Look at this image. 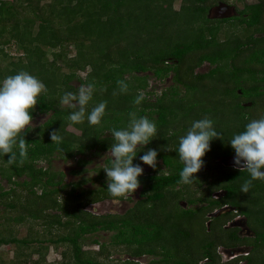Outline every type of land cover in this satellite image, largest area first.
Masks as SVG:
<instances>
[{
    "label": "trees",
    "instance_id": "16d2710c",
    "mask_svg": "<svg viewBox=\"0 0 264 264\" xmlns=\"http://www.w3.org/2000/svg\"><path fill=\"white\" fill-rule=\"evenodd\" d=\"M175 1H180L177 10L173 9ZM209 1L0 0V57H9L3 46L11 43L21 53L17 61H8L7 66L0 68V81L20 71L38 78L46 86L47 93L38 98L31 115L34 119L39 114H49L42 124L29 127L24 133L29 147L23 165H8L9 157L0 155V177L21 187L25 193L21 203H6L14 216L0 215V246L26 245L32 241L55 246L68 243L73 250L71 264H140L136 260L144 256L152 257L147 264H232L222 262L217 248H233L250 241L253 250L247 264H264V181L254 180L249 192L242 193L241 187L250 179L249 173L217 162L225 151V156L235 154L231 145L228 150L225 146L224 131L215 128L222 140L211 141L210 151L203 157L206 187L201 193L183 197L180 189L174 190L183 185L179 176L183 168L178 156L179 138L186 134L193 121L204 117L212 119L210 109L224 104L231 106L237 123L233 122L236 134L243 132L251 120L264 118V66L261 68L259 64L257 46V43L262 45L264 37H251L245 42L225 29L213 26V21L207 17ZM147 3L157 4L167 13H179L180 18L183 17L181 25L191 28L184 43L177 41L180 34L172 31L176 37L165 32L158 36L161 47L148 48L145 37L128 32L129 27H138L140 33L148 32L146 26L152 16L147 14L144 19L145 9H142ZM134 12L142 13L134 15ZM260 15V9L255 7L250 24L264 34V27H259ZM164 18L168 23L169 17L165 15L160 22L163 23ZM220 31H223V39L218 37ZM95 40L99 44L103 40L106 48L102 49ZM252 43L244 48L245 44ZM70 46L75 51L72 57L68 56ZM203 63H208L211 69L204 74L195 72V68ZM87 68L89 71L85 76H80ZM148 73L157 80L170 78L172 84L152 100L145 97L140 105H135V98L147 87ZM121 80L128 84L127 93L113 95L119 91L117 81ZM213 80L217 86L211 84L212 94L205 96L203 90ZM89 82L95 83L96 91L88 111L101 101H107V107L100 125L90 126L87 118L83 123L72 125L80 132L77 135L66 131L71 110L61 106L60 99L65 92L75 93L81 84ZM216 91H220L218 97ZM130 112H135L137 117L146 116L157 128L153 140L143 149H137L134 165L141 161L140 157L146 151L153 149L158 153L157 161L162 162L166 171L138 178L144 188L142 195L146 197L123 215L96 217L83 210V217H80L75 210L70 213L64 206L67 199L80 202L83 198L80 205L84 206L100 199L99 191L108 193L107 186L102 182L100 189L74 194L81 181L64 183V174L51 166L52 158L58 156L66 161L75 153L108 151L114 143L112 129L126 128ZM53 131H59L63 137L61 144L52 143L50 133ZM110 161L111 157L106 158V166H110ZM39 162H45L47 166H38ZM78 163L84 165L86 161L83 158ZM103 169L96 168L97 180H107ZM21 176H24L21 183L15 180ZM196 179V184L201 186L199 178ZM218 191L224 194L214 199L212 194ZM63 192L66 194L64 204L59 205L55 196ZM6 194L8 191L0 196ZM180 200H186L190 207L181 208ZM225 205L233 207L237 213L208 217ZM46 210L63 211L68 219L61 222L59 215L46 214ZM236 214L245 217L247 226L254 233L252 238H241L236 228L225 227L226 221ZM27 219L42 220L48 230L60 224L72 227V235L56 240L18 239L14 229ZM99 231L112 232L109 247L122 248L135 261L130 257L111 260L109 252L105 258L98 259L106 244L97 239L92 243L100 244V249L93 251V255H90L92 251H83L82 255L79 240ZM47 249V246L45 251L33 249L27 257L31 259L32 254H37L38 259L32 263L41 264ZM0 264L3 263L0 261Z\"/></svg>",
    "mask_w": 264,
    "mask_h": 264
},
{
    "label": "clouds",
    "instance_id": "9594fccd",
    "mask_svg": "<svg viewBox=\"0 0 264 264\" xmlns=\"http://www.w3.org/2000/svg\"><path fill=\"white\" fill-rule=\"evenodd\" d=\"M117 85L119 91L114 92L113 95L127 93L126 82L117 81ZM95 91V83L89 82L81 84L77 92H65L61 97V106L71 110L67 117L70 121L69 127L83 123L85 118L90 126L101 124L107 101L99 102L88 111V105ZM46 93V86L26 71H20L0 81V155L9 157L6 161L8 165L17 163L23 165L27 159L29 143L25 140L24 133L29 127H34L31 113L38 104V98ZM144 98L142 93L137 95L134 104L140 105ZM156 133L155 122L150 121L146 116L137 117L135 112L129 113V123L126 128L112 129L114 143L111 144L106 155L111 157L110 166H105L103 171L107 176V191L117 201L119 198L127 199L132 196L140 187L138 178L143 175L144 169L139 164L134 165L133 161L137 156V149H143L148 145ZM50 139L57 145L63 142L59 131L51 132ZM214 139L222 140L221 134L215 130L213 120L208 117L193 121L186 134L179 138L178 156L183 164L179 173L180 183L191 184L197 180L196 174L204 166L203 157L210 151V143ZM229 143L235 152L236 170L247 171L250 175V179L241 187L242 193L247 194L254 180L264 181V118L251 120L245 130L234 135ZM157 156L156 150L149 149L140 160L144 165L155 169ZM237 248L218 252L219 255L224 254L222 262L248 255V250L244 254L231 255L230 251Z\"/></svg>",
    "mask_w": 264,
    "mask_h": 264
},
{
    "label": "rangeland",
    "instance_id": "374dc122",
    "mask_svg": "<svg viewBox=\"0 0 264 264\" xmlns=\"http://www.w3.org/2000/svg\"><path fill=\"white\" fill-rule=\"evenodd\" d=\"M10 1V0H9ZM145 3L143 2V5ZM209 4V3H208ZM180 6V1H175L173 4V9L177 10ZM145 13H144V19L147 18V14L151 17V20L149 21L150 23L147 24L146 26V31L145 33H140V31H138V27H129V33L133 34V36L136 35L137 36H142L145 37V39L147 40L148 43V48H154V46L156 48H158V45L161 47V44H158V36H162L166 33H169L171 35H173L174 37H176V33L180 34V37L178 38L177 41H180L182 43H184V41L188 38V32H191V28L190 27H186L187 25L183 24L181 25V23L183 22V20H181V18L183 19V17L180 18V14L179 13H170L167 11H165L163 9V7L158 6L157 4H152V3H147L144 8H142ZM142 12H134V15H141ZM168 16L169 17V21L167 23V21H164L163 23H161L160 21L162 20L163 16ZM138 17V16H136ZM208 17V15H207ZM165 22V23H164ZM151 27V28H150ZM194 28V27H192ZM224 29V28H223ZM227 29H225L226 31ZM172 31H175L176 33H173ZM172 32V33H171ZM228 34L232 33V35L234 36H238L239 38H243L244 34L243 31L240 28H234L232 30H228L226 31ZM145 34V35H144ZM243 35V36H242ZM262 35V34H261ZM259 36V34L257 35ZM219 39H223V31H220L219 35H218ZM96 44L100 45V47L102 49H105L106 46L103 43L102 40V44H99V41H96ZM122 43H124V41H122ZM140 44V41L137 40V45ZM104 46V47H103ZM4 51L9 55L8 58H4L3 56L0 57V68H4L5 66L8 65V61H17V59H19V57L21 56V53L19 51L16 50V46L14 45V43H11L10 45L7 46H3ZM75 51L73 46L68 47V56L72 57L74 55ZM211 69V66L208 65V63H203L201 66L196 67L195 68V72L197 73H206ZM89 71V68L86 69V71L83 73H80V76H85L86 72ZM140 75V74H138ZM142 75V74H141ZM148 78H147V87L142 94L144 95V97H146L147 100H152L153 98H155L156 96H159L164 90L167 89V87L169 85L172 84L171 79L167 78L164 80H157L155 79L150 73H148ZM246 76V75H245ZM211 84L213 87L217 86V84L215 83V81H211L208 82L207 84V88L206 90H203L205 92V96L211 93ZM76 85V84H75ZM220 91H216L215 92V96H219ZM203 92L199 95V97H202ZM209 114H213L212 120L214 122V128L219 129L221 131H224L225 133V146L227 145V150L230 148V143L229 141L233 138L234 135H236V121H235V117H233V114L231 112V106H229L228 104H224L222 106H217L216 108H211L210 109V113ZM49 117V114H39L37 116L34 117L33 119V125H39L42 124L47 118ZM236 124H234V123ZM66 131L69 132H73L77 135H79V131L77 129H75L74 127H67ZM222 146V148H225L224 145L220 144ZM108 153V151L106 152H99V151H95V150H90L87 151L84 155H81L79 153H75L73 155L72 158L64 161L61 158H59L58 156H55L52 158L51 160V166L53 168V170L57 171V172H62L64 174V183L66 184H74L77 182L81 181V187H76L75 191L73 192L74 194H78L82 189L85 192H88L89 190L93 191L95 189H100V184L102 182H104L107 185V180L106 179H99L97 180V172H96V168L100 167V168H104L106 166L105 164V160L106 158H110V156H106ZM227 154V152L225 151V155ZM223 155V157H221L217 162L220 163L221 165H223L221 162L223 160H225L226 158H228L229 156H225ZM106 156V157H105ZM104 157V158H103ZM231 158H234L235 155H231ZM86 161V163L83 164H79L78 160L79 159H83ZM103 158V159H102ZM157 164L161 165L160 160L157 162ZM38 166L41 167H46V163L45 162H39ZM224 166V165H223ZM143 167V166H142ZM225 167V166H224ZM144 168V167H143ZM162 168V166H161ZM83 170V172L78 173L77 171ZM206 169L204 167H202V169L196 174V177L199 178V183L201 184V186H199V184H196V182L194 181L191 184H183L181 186L176 187L174 190H178L180 189V193L183 195V197H186L188 194H191L192 197H194L195 195H199L201 193V190L204 189L206 187V185L203 183V176L205 175ZM16 178V177H15ZM15 180H18L20 183L22 180H24V176H21L19 178H16ZM83 181V182H82ZM198 182V181H197ZM69 190V189H68ZM8 191V194L4 195V196H0V215L6 216V218L8 216H14L15 214H13L12 212H9V208L7 207L8 202H16L18 201L19 203H21L23 201V197H24V192L22 190L21 187L15 186L12 183H9L8 181H6L4 178L0 177V193L2 192H6ZM141 191V190H140ZM140 191L139 188L136 190L135 193H133V198L131 199V201L128 200H113L111 199L110 196L107 195V193L104 191L103 193H101V191H99L100 196H103V200H99L97 203H87L84 206L80 205V202L78 200L73 201V200H69L67 199L66 203H65V207L66 209L71 213V211L75 210V213H77L78 215H80V217H83V210L87 211L88 213H90L93 216H100V215H104V214H109L110 213H116L119 215H123L127 210L131 209L134 204L140 199L142 200L144 197L140 196ZM37 193L39 194L40 191L37 189ZM64 193V192H63ZM223 191H218L212 194V197L214 199H216V194H223ZM66 194H57L55 196L56 200L58 201L59 205H63L64 201L63 199L66 197ZM139 196L141 198H139ZM188 197V196H187ZM179 205L181 206V208H188L190 207L186 200H180L179 201ZM197 206V205H196ZM15 211V210H12ZM46 214H52V215H59L61 222L66 221L68 218L63 214V211L60 210H46ZM0 216V218H2ZM2 219H0L1 221ZM28 220V219H27ZM74 221V220H73ZM243 221V219H242ZM44 223L42 222V220H37L34 221L33 220H28L27 222H24L22 224H18L15 227V232H14V236L17 237L18 239H44V238H53L54 240L58 239L59 237H64V236H71L72 232H71V228L69 226H62L60 225H54L52 226L51 230H48V227L46 229V227L43 225ZM13 226V225H12ZM228 226V225H226ZM242 225L240 224V227ZM239 228V235L241 237L245 236V237H252V236H246L244 234H247L244 230H240ZM229 228V227H228ZM232 228V227H230ZM236 228V227H234ZM112 235V232H103V231H99L97 233H95L94 235H86L85 240L81 239L79 240V242L81 243V250H82V255H83V251H87L90 252V255H93V251L97 252L100 249V244L96 245L94 243H92L93 239H97L99 241V243H104L106 244L104 247V250L102 251L101 255H98L99 258L98 259H103L105 258V256L108 254V252L110 253V257L109 259L111 260H125V259H129V255L126 254V252H124L122 250V248H117V247H109V237ZM248 235V234H247ZM45 246L48 247L47 251L45 252V260L41 263V264H62L65 262V264H71L72 259H73V250L71 248V246L68 243H58L56 246L54 244L51 243H43V242H29L26 245H6V246H0V261L3 264H33L32 261H36L39 257V255L37 254H32V258L29 259L27 257V255L30 254V252L33 249H37L40 248L42 251H45ZM250 245L248 246H240L241 250L245 251L248 250L250 247ZM239 249L237 248V251L239 252ZM225 248L223 247H218L217 248V253H221L224 252ZM224 257V254L223 256ZM152 257H148V258H141L139 259L140 264H147L149 259H151ZM71 259V260H70Z\"/></svg>",
    "mask_w": 264,
    "mask_h": 264
},
{
    "label": "flooded vegetation",
    "instance_id": "af4514ba",
    "mask_svg": "<svg viewBox=\"0 0 264 264\" xmlns=\"http://www.w3.org/2000/svg\"><path fill=\"white\" fill-rule=\"evenodd\" d=\"M210 5H209V9L208 11L211 9V8H214L218 5H223V6H229L232 7L233 9H228L227 10L229 11V13H231L232 15L230 17H225V18H211L210 20L213 21L214 25L213 26H216V27H221V29H227L226 31H228L229 29L232 30L234 28H240L242 31H243V38H241V40H244L245 42L247 40H249L251 37L254 39H258L259 37H264V34H263V31H257L255 27L257 26H252L250 23L251 19H252V10L255 8V7H258L261 11V15L259 17L260 19V24H259V27H264V0H210L209 1ZM208 11H207V14H208ZM259 34V36H257ZM262 34V35H261ZM252 44H245L244 48L247 49L249 46H252ZM257 46L259 47V52H258V57H259V64L261 65V68H262V65L264 66V54L262 51L264 49V42H262V45H260L259 43H257ZM257 46H254L255 49H257ZM262 76L264 77V74H262ZM83 155V154H81ZM159 161V160H158ZM157 161V162H158ZM161 165L157 164L156 165V168L153 169L147 165H144L141 161L138 163L143 169V175L141 177H148V176H152L153 174H157V173H160L159 171H166V167L162 164V162L160 161ZM162 166V168H161ZM83 182V181H82ZM83 184V183H82ZM79 185V187H81V185ZM105 186H107L105 184ZM178 187V186H177ZM176 188V187H175ZM143 186L140 185L139 187V191H140V196L141 197H146V196H143L142 193H143ZM91 191V190H89ZM79 193H83V189L79 192ZM78 193V194H79ZM108 194V193H107ZM139 196V198H141ZM101 197L100 199L94 201V202H90V203H97L99 200H103V196H100ZM111 199L113 200H117L116 198H113L112 196H110ZM133 198V195L132 196H129L127 199H124V198H119V200H128V201H131V199ZM143 198V199H144ZM141 200V199H140ZM80 202H83V198ZM139 202V200L134 204V206ZM133 206V207H134ZM111 216H118V214L116 213H110ZM109 215V214H107ZM106 214L104 215H100V216H107ZM239 214H236L234 215L231 219H229L228 221H226V225L228 223H230L235 217H237ZM240 216H243V215H240ZM244 217V216H243ZM237 231L236 233L238 234L239 237H241L239 235V229L236 228ZM252 231V230H251ZM104 232V231H103ZM97 233V232H96ZM253 236H254V233H253ZM252 236V237H253ZM252 237H241V238H252ZM250 245L249 249H248V255L247 256H240V257H236L232 260H230L229 262H233L232 264H247V259L252 256V246H251V242L250 241H246V243H243L241 245H238L236 247H233V248H237V247H240V246H248ZM228 249H231V248H228ZM222 255H220L221 257ZM149 256H144L143 258H148ZM131 260H134L135 261V258H132L130 257ZM141 259V258H139ZM139 259H137L136 261L139 262ZM222 261H223V258L221 257ZM239 259L237 262L236 260ZM140 263V262H139Z\"/></svg>",
    "mask_w": 264,
    "mask_h": 264
},
{
    "label": "water",
    "instance_id": "95a60500",
    "mask_svg": "<svg viewBox=\"0 0 264 264\" xmlns=\"http://www.w3.org/2000/svg\"><path fill=\"white\" fill-rule=\"evenodd\" d=\"M228 9H233L232 7L229 8V6H223V5H218L214 8H211L209 11H208V18H225V17H230L232 14L229 13V11L227 10ZM235 155V154H234ZM225 167H232V168H235V165H234V158H231L230 156L228 158H226L225 160H223L221 162ZM224 194V193H223ZM223 194H216V197L219 198L221 197ZM234 211V208L233 207H230V206H223L215 211H213L212 213H210L208 215V217H217L219 215H222L223 213H228V212H232ZM243 219V221H242ZM240 224L242 225L240 227ZM230 228V227H240V230H244L247 234H244L246 236H252L253 235V232L249 229V227L247 226L246 224V219L245 217H237L235 218L232 222H230L228 224V226H226V228ZM231 255H234V254H244L246 253V250L243 251L241 249H239V252L237 250H231L230 251Z\"/></svg>",
    "mask_w": 264,
    "mask_h": 264
}]
</instances>
